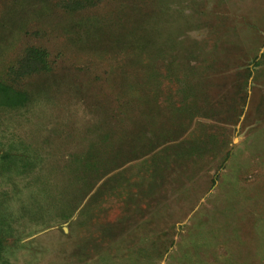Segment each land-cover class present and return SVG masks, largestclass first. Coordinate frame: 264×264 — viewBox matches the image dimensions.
I'll return each mask as SVG.
<instances>
[{
    "label": "rangeland",
    "instance_id": "1",
    "mask_svg": "<svg viewBox=\"0 0 264 264\" xmlns=\"http://www.w3.org/2000/svg\"><path fill=\"white\" fill-rule=\"evenodd\" d=\"M0 84V264H264V0H0Z\"/></svg>",
    "mask_w": 264,
    "mask_h": 264
},
{
    "label": "trees",
    "instance_id": "2",
    "mask_svg": "<svg viewBox=\"0 0 264 264\" xmlns=\"http://www.w3.org/2000/svg\"><path fill=\"white\" fill-rule=\"evenodd\" d=\"M76 3L81 4L79 1ZM0 93L2 94V104H0V106L13 107L19 105V103L21 104V93L14 91L12 88L0 84Z\"/></svg>",
    "mask_w": 264,
    "mask_h": 264
}]
</instances>
